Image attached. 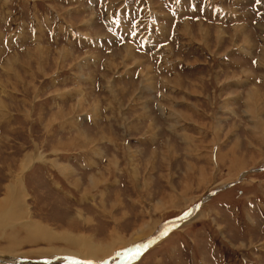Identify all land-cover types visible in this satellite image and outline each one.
<instances>
[{"label": "rangeland", "instance_id": "374dc122", "mask_svg": "<svg viewBox=\"0 0 264 264\" xmlns=\"http://www.w3.org/2000/svg\"><path fill=\"white\" fill-rule=\"evenodd\" d=\"M0 261L264 264V0H0Z\"/></svg>", "mask_w": 264, "mask_h": 264}, {"label": "bare ground", "instance_id": "6f19581e", "mask_svg": "<svg viewBox=\"0 0 264 264\" xmlns=\"http://www.w3.org/2000/svg\"><path fill=\"white\" fill-rule=\"evenodd\" d=\"M244 27V26H243ZM245 28V27H244ZM241 30V29H240ZM40 65V64H39ZM252 95V94H251ZM255 95V94H254ZM257 96V95H256ZM256 100V99H255ZM258 101V100H257ZM31 157V156H30ZM38 158V157H37ZM34 162V160L33 159H31V158H28V160H25L22 164L23 165H25L26 163H28L27 164V166H29L30 165V162ZM35 161H37V159L35 158ZM26 168V167H25ZM25 170V169H24ZM24 170H22V168H21V171L23 172ZM20 173L19 172V174H17V179L13 182V185H15L16 187H17V185H19L20 184V186L23 188V186H25L24 184H23V180H24V176H23V174L24 173ZM12 184V183H11ZM13 185H9L8 187H6V189L7 190H12V188L11 187H14L15 188V186H13ZM23 185V186H22ZM7 186V185H6ZM17 188H20V187H17ZM13 192V191H12ZM18 194V193H17ZM20 195V194H19ZM20 197V196H19ZM9 198V197H8ZM17 198H18V196H17ZM13 199H15V198H13ZM5 200V199H4ZM17 200V199H16ZM19 204H20V202H19ZM17 205H18V203H16V202H14L13 201V204L12 205H10V206H12V212H13V214H14V208H16L17 207ZM9 206V207H10ZM19 207V206H18ZM4 209V208H3ZM7 209H8V207H7ZM2 210V209H1ZM18 210L19 209H17V212H18ZM9 212V211H8ZM16 212V213H17ZM13 216H15V214L13 215ZM14 218V217H13ZM180 222V221H179ZM22 223V222H21ZM16 224V223H15ZM30 227H34L35 229L33 230V231H29V229H30ZM40 227V228H39ZM45 228V227H44ZM42 226H36V225H34V226H27L26 227V231H29V235H32L33 236V233H34V235H37V236H40V235H42L44 232L43 231H46L45 229H44ZM13 230V229H12ZM33 232V233H32ZM156 235V234H155ZM155 235H153L152 237H150V239H148V243H149V241L150 240H152L153 238H154V236ZM43 237V236H42ZM53 238V237H52ZM51 239V238H50ZM63 239H66L67 241H66V244H67V246L69 247V248H71V247H73V248H77L78 250H83L84 251V253H83V251H80V252H70L71 254H73V255H71L70 253H68V252H63V253H65L66 255H71V256H73V258H74V256L75 257H81V259H92V260H97V259H100L99 257H98V255H100V254H102V253H104V252H106V249L105 248H102V247H99V246H96L95 244H93V242H91L90 240H85V241H83V240H79V241H76V240H74V239H71V238H69V237H64ZM146 243V242H145ZM147 244V243H146ZM128 246V245H127ZM137 248L136 247H132L131 248V253H132V251H135ZM142 250H144V248H142ZM51 251H52V249H51ZM54 251V250H53ZM128 251H129V249H128ZM110 255H112L110 252L107 254V255H103L102 257V259H100L101 261L103 260V259H105V258H107V257H109ZM53 256V255H52ZM63 256V255H62ZM10 260V259H9ZM62 260H65V259H63V257H62ZM70 261V260H69ZM1 262V261H0ZM74 264V263H73Z\"/></svg>", "mask_w": 264, "mask_h": 264}, {"label": "water", "instance_id": "95a60500", "mask_svg": "<svg viewBox=\"0 0 264 264\" xmlns=\"http://www.w3.org/2000/svg\"><path fill=\"white\" fill-rule=\"evenodd\" d=\"M179 219L177 218V219H173V220H171L168 224H166L161 230H160V232L157 234V235H155V236H162V235H164L166 232H168V231H170L173 227H175L176 225H178V223H179ZM154 236V237H155Z\"/></svg>", "mask_w": 264, "mask_h": 264}, {"label": "crops", "instance_id": "0c3cea01", "mask_svg": "<svg viewBox=\"0 0 264 264\" xmlns=\"http://www.w3.org/2000/svg\"><path fill=\"white\" fill-rule=\"evenodd\" d=\"M91 17V16H90ZM89 20V19H88ZM89 21H91V20H89Z\"/></svg>", "mask_w": 264, "mask_h": 264}]
</instances>
